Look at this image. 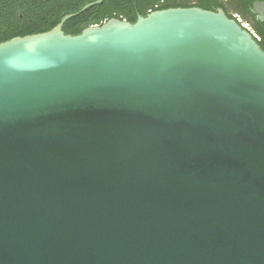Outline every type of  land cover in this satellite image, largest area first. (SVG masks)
<instances>
[{
  "label": "water",
  "instance_id": "1",
  "mask_svg": "<svg viewBox=\"0 0 264 264\" xmlns=\"http://www.w3.org/2000/svg\"><path fill=\"white\" fill-rule=\"evenodd\" d=\"M76 14L0 43V264H264V49L223 10Z\"/></svg>",
  "mask_w": 264,
  "mask_h": 264
},
{
  "label": "trees",
  "instance_id": "2",
  "mask_svg": "<svg viewBox=\"0 0 264 264\" xmlns=\"http://www.w3.org/2000/svg\"><path fill=\"white\" fill-rule=\"evenodd\" d=\"M95 0H0V43L16 36L45 32L54 28L70 13H77L64 23L66 34L76 35L91 25H102L111 18L135 23L159 9L198 6L214 10L212 0H104L83 11Z\"/></svg>",
  "mask_w": 264,
  "mask_h": 264
},
{
  "label": "flooded vegetation",
  "instance_id": "3",
  "mask_svg": "<svg viewBox=\"0 0 264 264\" xmlns=\"http://www.w3.org/2000/svg\"><path fill=\"white\" fill-rule=\"evenodd\" d=\"M211 5L235 19L264 49V0H212Z\"/></svg>",
  "mask_w": 264,
  "mask_h": 264
},
{
  "label": "rangeland",
  "instance_id": "4",
  "mask_svg": "<svg viewBox=\"0 0 264 264\" xmlns=\"http://www.w3.org/2000/svg\"><path fill=\"white\" fill-rule=\"evenodd\" d=\"M191 2H192V3H195V1H194V0H191Z\"/></svg>",
  "mask_w": 264,
  "mask_h": 264
}]
</instances>
